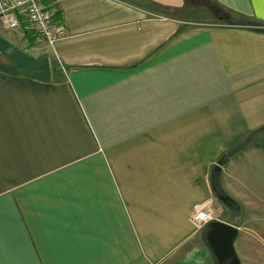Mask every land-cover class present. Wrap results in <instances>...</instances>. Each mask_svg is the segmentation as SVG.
Here are the masks:
<instances>
[{
    "label": "crops",
    "instance_id": "obj_1",
    "mask_svg": "<svg viewBox=\"0 0 264 264\" xmlns=\"http://www.w3.org/2000/svg\"><path fill=\"white\" fill-rule=\"evenodd\" d=\"M214 1L250 23L187 18L214 13L186 0H59L53 46L8 37L49 56L52 81L0 68V264H218L213 220L264 264V0ZM225 155L233 206L212 187ZM195 204L215 216L202 228Z\"/></svg>",
    "mask_w": 264,
    "mask_h": 264
},
{
    "label": "water",
    "instance_id": "obj_2",
    "mask_svg": "<svg viewBox=\"0 0 264 264\" xmlns=\"http://www.w3.org/2000/svg\"><path fill=\"white\" fill-rule=\"evenodd\" d=\"M0 52L9 57L13 64L2 69L13 75H24L42 82L52 81V65L49 56H34L0 34ZM222 156L212 169V187L216 197L225 205L233 206L234 200L224 191L221 184L222 166L228 161ZM207 242L215 254L218 264H241L235 249L238 228L220 220H213L208 225Z\"/></svg>",
    "mask_w": 264,
    "mask_h": 264
},
{
    "label": "built area",
    "instance_id": "obj_3",
    "mask_svg": "<svg viewBox=\"0 0 264 264\" xmlns=\"http://www.w3.org/2000/svg\"><path fill=\"white\" fill-rule=\"evenodd\" d=\"M59 0H0V19L10 30L53 46L60 38L63 21L57 17ZM215 218L210 204H195L193 220L203 227Z\"/></svg>",
    "mask_w": 264,
    "mask_h": 264
},
{
    "label": "trees",
    "instance_id": "obj_4",
    "mask_svg": "<svg viewBox=\"0 0 264 264\" xmlns=\"http://www.w3.org/2000/svg\"><path fill=\"white\" fill-rule=\"evenodd\" d=\"M207 1L211 4V6L208 5ZM202 6L211 9V11L216 16L221 17L223 19L225 17L226 18L232 17L228 23H233L236 25H248L250 23L249 18H247L243 14L234 12V11L229 10V9L226 10V9H224L223 6H221L220 4L215 2L214 0H186V8L187 9H194V8H199ZM0 68H2V67H0ZM260 129H262V128H259V129L255 130L254 132L251 133V135L244 141V146H246L248 143H250L253 140L254 135L257 136ZM244 146L239 148V150L242 149ZM236 204L238 205L239 203H236Z\"/></svg>",
    "mask_w": 264,
    "mask_h": 264
},
{
    "label": "rangeland",
    "instance_id": "obj_5",
    "mask_svg": "<svg viewBox=\"0 0 264 264\" xmlns=\"http://www.w3.org/2000/svg\"><path fill=\"white\" fill-rule=\"evenodd\" d=\"M59 3V2H58ZM58 3H57V5H58ZM207 3H208V5H210L211 6V4L207 1ZM210 11V10H209ZM186 13H183L182 15L183 16H186L187 18H190V19H194V18H196V19H198L199 21H202V22H207V23H210V22H218V20L216 21V17L218 18V16H216L215 14L214 15H210L209 13H207V15H202V16H195V15H193V14H187V15H185ZM213 14V13H212ZM231 18L232 17H230V18H224V19H219L220 20V22L222 21V23H228L229 22V20H231ZM234 21V20H233ZM18 32H20V33H22V29H18V30H10V29H8L6 26H5V24L3 23V21L0 19V34L1 35H3L4 37H6L7 39H8V37H12V38H14V36H16L17 35V33ZM19 34V33H18ZM28 37V36H27ZM28 39H30V40H32L33 41V45H35V46H40L42 43L41 42H38L37 40H35V39H31V38H29L28 37ZM43 45V44H42ZM37 49L36 50H34V52H37L38 51V47H36ZM24 50V49H23ZM27 52V51H26ZM27 53H29V52H27ZM29 54H31V53H29ZM31 55H34V54H31ZM39 55H42V54H39ZM39 55H37V56H39ZM34 56H36V55H34ZM8 58V57H7ZM6 61H4L5 63H1L0 64V67H3V66H9V65H12L13 64V62H12V60L10 59V58H8V59H5ZM219 200V199H218ZM219 202H221L220 200H219ZM195 206V205H194ZM194 206H193V209L191 210V213H190V217H191V219L193 220V212H194ZM211 206V205H210ZM224 206V205H223ZM226 208V207H225ZM221 216V215H220ZM219 216V217H220ZM193 222H195L194 220H193ZM202 228V227H201Z\"/></svg>",
    "mask_w": 264,
    "mask_h": 264
}]
</instances>
